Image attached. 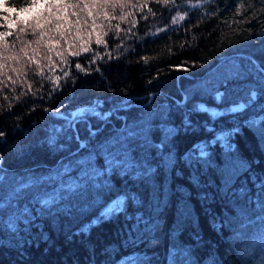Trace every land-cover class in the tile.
Listing matches in <instances>:
<instances>
[{
  "label": "trees",
  "instance_id": "obj_1",
  "mask_svg": "<svg viewBox=\"0 0 264 264\" xmlns=\"http://www.w3.org/2000/svg\"><path fill=\"white\" fill-rule=\"evenodd\" d=\"M60 3L64 6L53 8L42 0L31 11L21 12L31 0H0L4 34L0 35V132L4 133L0 169L9 174L23 175L26 169L47 174L66 156L47 143L49 129L64 124L55 110L68 113L100 101V110L114 115L91 146L115 134L125 122L146 126L151 144H164L162 149L147 150L156 168L151 181L122 176L114 169L104 177L112 190L100 193L105 202L118 193L135 194L142 206L129 200L127 215L142 213L158 226L150 236L137 240L136 233L129 236L135 220L118 213L89 234L74 235L99 209L37 217L30 231L20 221L18 233L0 223V264H131L133 259L136 264H169L170 258L175 264H264V219L260 218L264 210L258 207V202L264 204V141L242 127V135L231 140L238 152H226L221 143L213 142L214 133L203 127L181 130L185 107L179 103L190 84L229 57L238 61L240 71L222 78L214 89L220 93L235 86H240L239 92L257 89L261 94L256 102L238 119L264 115L259 107L264 105V89L254 67H264V51L245 48L262 41L264 0H176L167 6L162 0ZM178 12H186L185 19L173 23ZM76 63L83 70L75 68ZM205 94L195 91L186 107L200 103L223 110L228 105L224 99L219 104L216 94ZM148 116L152 117L144 122ZM191 119L201 125L209 117L204 113ZM228 120L225 115L210 126L217 131L231 128ZM80 131L86 137L82 126ZM201 142L207 144L206 160H187L189 150ZM63 143L58 139L57 149ZM76 147L71 145L73 151ZM142 151L136 148L134 155L139 158ZM163 156L171 157L167 165ZM241 161L245 167H240ZM95 164L105 168L102 154L96 155ZM193 174L198 185L191 180ZM229 176L232 188L226 196L223 189ZM240 188L247 190L243 200L232 197ZM44 190L52 188L46 185ZM38 207H33V215ZM41 232L49 239L44 240Z\"/></svg>",
  "mask_w": 264,
  "mask_h": 264
},
{
  "label": "snow or ice",
  "instance_id": "obj_2",
  "mask_svg": "<svg viewBox=\"0 0 264 264\" xmlns=\"http://www.w3.org/2000/svg\"><path fill=\"white\" fill-rule=\"evenodd\" d=\"M42 0H31V5L27 8H21L19 11H31L33 6H37ZM167 5H175L176 0H162ZM181 3H188L189 0H180ZM49 6L53 8H60V0H48ZM11 11V9H9ZM177 13L176 17L172 18V22L177 20H184L185 15ZM5 19H7L5 17ZM34 19H37L34 17ZM37 23H39L37 19ZM11 27V23L8 24ZM0 35H4L0 33ZM254 64V62H253ZM257 72L261 75L260 87L264 89V67L255 65ZM75 68L81 69L79 63L75 64ZM83 70V69H81ZM67 75V72H65ZM59 86L57 81L55 87ZM55 87L53 90H55ZM258 93L255 89L246 93V100L234 101L231 105L223 110L209 109L204 104L193 103L191 108L186 107L187 101L192 99L191 95H186L185 100L181 106L185 107L182 113L181 130L187 132L194 127H203L206 131L214 133L215 139L213 142H219L223 145L226 152L237 153V145L231 140L237 135H242V127H247L250 130L259 134L261 141H264V115L249 117L241 122L238 119L244 112L249 109L257 100ZM51 95V92H49ZM217 101H223L224 94H216ZM264 109V105H259ZM102 103L100 101L93 102L90 106L77 108L75 111L68 113L56 109L54 115L64 121L62 126H52L49 129V136L47 143L56 150H63L66 156L61 158L57 167L50 169L47 174L36 173L32 169H26L25 174L11 173L0 169V223L4 225L5 230H10L12 233L20 231L18 222L22 221L25 225V231H30L32 223L37 217H44L46 215L54 216L55 213H63L70 215L74 211L84 214L89 211L99 209L98 213L91 219L90 222L83 224L74 235L89 234L93 227L113 219L116 214L124 213L126 220H135V223L129 229V236L133 233L137 234V240L150 236L158 226L152 221V218L145 219L142 213L137 212L134 217L128 216L126 212L127 202H131L137 206H142V201L133 193L125 192L123 195L117 194L115 199L111 202H105L100 193L110 192L112 186L107 179H104L106 174H111L114 169L120 171V175H128L133 179L151 181L156 173V168L152 167L149 162L147 150L151 147L162 149L164 144L152 145L147 135L146 126H141L137 123H124L123 127L116 131L115 134H109L101 143L90 145V141H94L99 133L104 130V126L110 123V118L114 115L113 111H101ZM206 113L209 117L201 125L194 124L191 117L196 114ZM225 115L229 117L228 122L232 124L231 128L220 129L217 131L210 126L211 122H215ZM95 120L99 127H94L92 121ZM80 126L83 127L86 137L82 138ZM169 132H175L176 129H169ZM4 135L0 132V137ZM58 139L64 140L63 144L59 145L57 149ZM77 145L75 151L71 149V145ZM207 144L201 142L194 145L192 149L186 154V159L196 162H203L208 157L209 153L206 150ZM136 148L143 151L138 158L134 155ZM84 154H81V152ZM102 154L105 160V168L103 170L96 167V155ZM198 153V155H197ZM170 156H163L165 165L170 161ZM67 161V162H65ZM245 162L241 161L240 167H245ZM247 170V169H246ZM75 173V175H74ZM191 180L194 184H199V178L193 174ZM50 186L51 191L44 190V186ZM261 187H264V181L261 182ZM232 188L231 176L226 178L224 194H229V189ZM39 190V191H36ZM247 190L240 188L232 192V197L243 200ZM26 197H30L27 203L20 206V202ZM202 199H207L202 195ZM36 215H33V207ZM33 205V207H29ZM239 207V206H238ZM258 207L264 210V204L258 202ZM55 208V212L53 209ZM11 209V211H9ZM239 211L237 215H241ZM264 219V216L260 217ZM213 226L218 229V225L213 221ZM143 225V228H141ZM43 228V225H35ZM244 227V225H241ZM44 240L49 237L41 232ZM198 238V237H197ZM71 239V237H69ZM135 242V241H134ZM152 242H155L154 237ZM246 249L245 252H249ZM131 264H136L133 259ZM169 264H175L174 258L169 259ZM191 264V261L186 262Z\"/></svg>",
  "mask_w": 264,
  "mask_h": 264
},
{
  "label": "rangeland",
  "instance_id": "obj_3",
  "mask_svg": "<svg viewBox=\"0 0 264 264\" xmlns=\"http://www.w3.org/2000/svg\"><path fill=\"white\" fill-rule=\"evenodd\" d=\"M245 46H246L245 48L248 49L250 52L264 51V35H262V41L260 40V42L255 44L254 43L248 44V46L246 44ZM238 71H240V66L237 60L229 57L223 59L215 68L211 69L204 76H201L198 80L190 84L188 89L184 90L183 99L185 100L186 95H192L197 90L200 91V94L203 93V95H206L205 94L206 92L213 94L220 93L221 90L214 89V85H216V83L222 80V78H224L225 76H230L232 73H237ZM237 87L240 86H235V88L232 87V89H230L229 92L225 91L224 93H221L225 95L224 100H227L225 102H228V105L222 106V108L229 107L231 103L234 101L247 99L246 93H248L249 90L244 89L243 91L239 92L241 88L237 89ZM255 90L257 91V89ZM232 93L236 95L231 96ZM222 102L218 101L219 104H221ZM151 117L152 116H148L147 118H145L144 122L147 120L149 121Z\"/></svg>",
  "mask_w": 264,
  "mask_h": 264
},
{
  "label": "water",
  "instance_id": "obj_4",
  "mask_svg": "<svg viewBox=\"0 0 264 264\" xmlns=\"http://www.w3.org/2000/svg\"><path fill=\"white\" fill-rule=\"evenodd\" d=\"M253 90V89H252ZM24 168H27V167H24Z\"/></svg>",
  "mask_w": 264,
  "mask_h": 264
}]
</instances>
